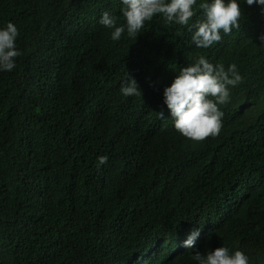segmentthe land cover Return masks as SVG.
I'll return each mask as SVG.
<instances>
[{"label": "trees", "instance_id": "trees-1", "mask_svg": "<svg viewBox=\"0 0 264 264\" xmlns=\"http://www.w3.org/2000/svg\"><path fill=\"white\" fill-rule=\"evenodd\" d=\"M120 6L0 0L20 52L0 71V264H126L150 248L152 264H196L194 252L219 246L264 264V14L240 0L239 26L196 48L187 25L159 15L113 41L98 20L124 23ZM201 55L235 63L242 80L219 105V133L196 141L173 127L162 93ZM128 75L141 95L120 94Z\"/></svg>", "mask_w": 264, "mask_h": 264}, {"label": "clouds", "instance_id": "clouds-1", "mask_svg": "<svg viewBox=\"0 0 264 264\" xmlns=\"http://www.w3.org/2000/svg\"><path fill=\"white\" fill-rule=\"evenodd\" d=\"M249 6L255 4L264 14V0H243ZM197 0H120V14L124 23L118 24V18L109 11L102 12L98 23L112 29L110 38L118 41L122 33L136 37L146 21L154 16H161L166 22L187 25L191 32V42L196 48H209L221 40V30L230 33L239 26L242 16L240 0H202L198 7L202 10L200 18L189 23L193 17V5ZM18 29L11 21L0 26V71H12L15 58L20 55L15 41ZM257 40L264 46V32L258 34ZM242 76L235 63L227 68L223 64H213L205 56H199L194 62L179 69L171 83L163 88L162 102L166 106L173 127L184 137L203 140L216 136L221 127L224 113L219 105L229 100V86H236ZM124 97L141 95L137 81L128 75L119 88ZM161 117L164 112H160ZM99 163L106 162L107 157L98 158ZM201 233L200 227H193L179 243V252L189 253L195 246ZM155 251L143 256H133L126 264H152ZM196 264H249V257L240 249L219 246L196 251L192 254ZM125 264V262L121 263Z\"/></svg>", "mask_w": 264, "mask_h": 264}]
</instances>
